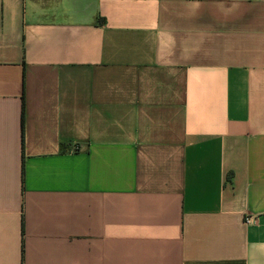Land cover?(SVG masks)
Segmentation results:
<instances>
[{
  "label": "crops",
  "instance_id": "obj_1",
  "mask_svg": "<svg viewBox=\"0 0 264 264\" xmlns=\"http://www.w3.org/2000/svg\"><path fill=\"white\" fill-rule=\"evenodd\" d=\"M0 264H264V0H0Z\"/></svg>",
  "mask_w": 264,
  "mask_h": 264
},
{
  "label": "built area",
  "instance_id": "obj_2",
  "mask_svg": "<svg viewBox=\"0 0 264 264\" xmlns=\"http://www.w3.org/2000/svg\"><path fill=\"white\" fill-rule=\"evenodd\" d=\"M251 220H252V217H247L246 218V222H251Z\"/></svg>",
  "mask_w": 264,
  "mask_h": 264
}]
</instances>
